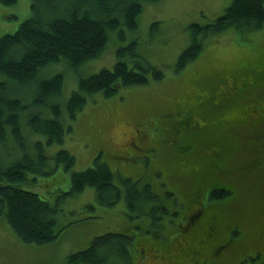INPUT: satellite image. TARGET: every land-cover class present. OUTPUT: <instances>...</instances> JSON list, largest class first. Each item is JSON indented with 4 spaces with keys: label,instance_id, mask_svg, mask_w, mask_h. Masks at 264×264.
Masks as SVG:
<instances>
[{
    "label": "trees",
    "instance_id": "16d2710c",
    "mask_svg": "<svg viewBox=\"0 0 264 264\" xmlns=\"http://www.w3.org/2000/svg\"><path fill=\"white\" fill-rule=\"evenodd\" d=\"M142 1L31 0V16L16 31L0 36V154L20 153L10 165L0 167V217L5 215L26 243L55 241L67 227L59 225V200L54 203L32 187L53 185L55 177L42 176L54 174L63 165L64 170L71 169L70 195L91 186L98 204L114 206L124 200L140 218L134 224L123 223L121 233L94 237L87 248L68 256L69 264H103L111 254L121 255L126 264H138L139 256L167 264H264V253L258 249L264 242V213L259 215L261 209L255 208L248 215L252 221L260 220L255 230L250 219L238 211L254 201L255 191L264 193V186L248 188L243 183L252 176L264 180V61L260 58L223 65L214 77L197 79L194 83L200 91L188 100L158 111L162 116H179L167 122V143L160 144L171 181L182 197L181 203L172 204H181L184 210L176 228L164 226L160 213L167 209L153 185L142 183L145 169L140 166L131 171L144 159L149 162L141 154L153 150L150 142L142 144L149 141V135L153 140L150 132L140 129L120 149L100 129L105 133L102 147L110 149L111 160L121 161V173L129 175L121 176L122 185L115 183L117 164L113 168L102 159V153L93 166L76 170V156L68 148L60 146L54 153L46 149L47 144H63L72 129L63 115L67 97L64 74L48 76L51 66L65 61L76 70L102 56L111 30L123 24L129 29L138 27ZM263 25L264 0H231L217 18L205 24L190 23L192 41L179 55L177 68L199 55L209 34L230 27L252 31ZM116 51L113 67L79 76L78 86L66 102L70 121L95 92L111 95L147 85L151 75L162 78V69L138 52L136 39ZM121 111L126 113L119 114L122 124L134 126L128 120L134 121L130 112ZM87 207L94 209L95 205Z\"/></svg>",
    "mask_w": 264,
    "mask_h": 264
},
{
    "label": "rangeland",
    "instance_id": "374dc122",
    "mask_svg": "<svg viewBox=\"0 0 264 264\" xmlns=\"http://www.w3.org/2000/svg\"><path fill=\"white\" fill-rule=\"evenodd\" d=\"M230 3L231 0H143V11L138 17V27L129 29L123 24L122 27L111 30L109 45L102 56L86 62L76 70L69 67L65 61L51 66L48 76L56 72L64 74L63 92L67 93V97L62 104L63 115L66 116L64 118L66 124H72V129L67 131L63 144H47L46 149L53 150L54 153L60 146L68 148L76 156L73 167L76 170L93 166L95 158L102 153V159L113 168H115L113 164H117L119 173H115V183L122 185L121 176L129 175L121 173L123 163L111 160L110 154L107 153L110 149L102 147L105 133L100 129H104L107 137L113 141V147H118L120 143L128 142L134 137L133 127L150 132L154 135L153 140L151 141L149 135V141L145 139L142 144L150 142L153 150L141 154V158H149V162L146 163L147 160L144 159L139 166L131 167V171L135 172L140 166L145 169L142 183L150 182L153 185L167 209L165 213L163 211L160 213L164 216L162 219L164 226L170 224L173 228L180 226L184 213L183 206L179 204L172 207V204L181 203L182 197L171 181L166 155L160 145L167 143L165 129L169 126L167 122L174 121L179 116L171 114L162 116L158 111L182 100H188L199 90V86L194 82L199 78L205 81L214 77L223 69L224 61L229 65L255 57L264 61L262 56L264 25L252 31L230 27L206 36L204 48L199 55L185 67L177 68L179 55L192 41L190 23L205 24L222 15ZM31 12V0H17L12 4L0 3V36L16 31L21 23L31 16ZM156 22H158L157 26L154 25ZM135 39L138 41V52L162 69V78L157 79L151 75L149 84L120 89L111 95L95 92L89 96L88 102L77 114V118L70 121L67 117L66 102L71 92L78 86L79 76L113 67L118 57L116 48L120 45L127 46ZM121 108H126L134 121L138 120L137 123L143 120L145 114H150L144 118L143 124H135L131 118H128L134 125L130 127L124 121L122 124V120L119 119V114H126ZM19 154L18 151L10 155L0 154V167L10 165ZM70 175L71 169L64 170L63 165H60L54 174L42 176L45 179L55 177L53 185L50 187L43 185V188L32 187L54 203L59 200L58 206L61 210L59 225H67V227L61 231L55 241L35 245L22 241L13 231L7 217L5 215L0 217V264H69L68 256L87 248L94 237L109 232H121L123 223L134 224L140 219L124 200L114 206L98 204L94 187L88 186L84 191L70 195L67 192L71 185ZM243 183L248 188L260 189L264 186L263 177L260 175L252 176ZM255 192L257 195L254 201L243 210L239 209V214L248 217L255 208L261 209L259 215L264 213V193L259 195L260 190ZM89 203H94L95 208L89 209L87 207ZM248 218L251 224L255 225L252 226L253 229L257 230L260 220L252 221V217ZM165 237L167 241L172 239ZM119 238L121 239V236ZM136 259L138 264H167L159 258H156L159 260L149 257L143 259L139 256ZM103 264H126V261H121V255L111 254Z\"/></svg>",
    "mask_w": 264,
    "mask_h": 264
},
{
    "label": "flooded vegetation",
    "instance_id": "af4514ba",
    "mask_svg": "<svg viewBox=\"0 0 264 264\" xmlns=\"http://www.w3.org/2000/svg\"><path fill=\"white\" fill-rule=\"evenodd\" d=\"M132 132H133V135H134V134L138 135V134L140 133V129H139L138 127H133ZM133 138H134V137H133ZM107 141H109V143L113 144V141L110 140V138H109ZM119 148L121 149V143L119 144ZM263 247H264V242H261V247L258 248V249L260 250V251H259L260 253H264V249H263ZM256 252H257V251H256ZM208 258H210V257H208Z\"/></svg>",
    "mask_w": 264,
    "mask_h": 264
},
{
    "label": "snow or ice",
    "instance_id": "6c2138e0",
    "mask_svg": "<svg viewBox=\"0 0 264 264\" xmlns=\"http://www.w3.org/2000/svg\"><path fill=\"white\" fill-rule=\"evenodd\" d=\"M262 56H264V53H262ZM225 65L227 64V61H224Z\"/></svg>",
    "mask_w": 264,
    "mask_h": 264
}]
</instances>
